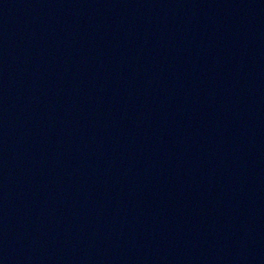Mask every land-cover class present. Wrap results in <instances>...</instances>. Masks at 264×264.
Masks as SVG:
<instances>
[{
    "label": "water",
    "instance_id": "95a60500",
    "mask_svg": "<svg viewBox=\"0 0 264 264\" xmlns=\"http://www.w3.org/2000/svg\"><path fill=\"white\" fill-rule=\"evenodd\" d=\"M0 264H264V0H0Z\"/></svg>",
    "mask_w": 264,
    "mask_h": 264
}]
</instances>
